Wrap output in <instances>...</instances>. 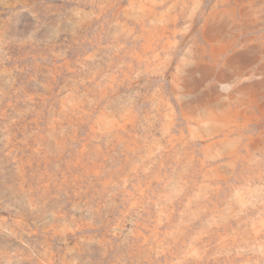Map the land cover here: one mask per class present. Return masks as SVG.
I'll use <instances>...</instances> for the list:
<instances>
[{"label": "rangeland", "instance_id": "1", "mask_svg": "<svg viewBox=\"0 0 264 264\" xmlns=\"http://www.w3.org/2000/svg\"><path fill=\"white\" fill-rule=\"evenodd\" d=\"M0 264H264V0H0Z\"/></svg>", "mask_w": 264, "mask_h": 264}]
</instances>
